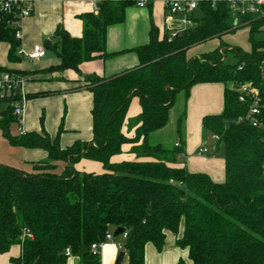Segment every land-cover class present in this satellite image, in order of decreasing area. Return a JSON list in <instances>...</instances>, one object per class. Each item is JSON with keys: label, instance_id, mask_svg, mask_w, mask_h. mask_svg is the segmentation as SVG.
Instances as JSON below:
<instances>
[{"label": "trees", "instance_id": "1", "mask_svg": "<svg viewBox=\"0 0 264 264\" xmlns=\"http://www.w3.org/2000/svg\"><path fill=\"white\" fill-rule=\"evenodd\" d=\"M137 1H102L96 15H82L79 37L56 28L54 39L43 46L58 63L33 73H78L83 62L117 54L105 50L106 29L122 22L126 8ZM247 27L248 49L227 46L224 52L234 58L229 63L219 54L220 46L187 54L191 46L237 29L223 4L201 6L195 25L171 40L166 31L159 34L151 25L148 42L133 50L137 66L81 78L82 88L92 96L90 141L61 147V124L51 138L42 119L40 131L12 135L14 117L7 104L0 111L1 135L11 146L40 148L46 157L31 162L29 172L0 164V253L18 245L20 254L10 258L12 264H64L69 250L80 264H99L100 258L89 252L90 244L102 241L108 230L123 227L121 250L127 264H145L146 244L161 251L167 232L187 251L177 264H264V40L255 38L262 32L259 22ZM15 31L6 21L0 23L8 64L22 61ZM0 71L32 72L9 66H0ZM206 82L224 85L222 110L201 120L203 129L217 136L215 149L223 154L224 180L219 183L178 165L177 157L185 155L184 104L176 122L178 144L165 148L149 142L150 134L167 124L177 94L182 93L185 102L192 85ZM246 82L258 89V127L244 118L250 101L238 100L236 88ZM133 96L140 112L128 122L133 128L129 136L122 126ZM124 145H130L128 153L134 158L112 162ZM82 158L100 162L103 172L75 170L73 165ZM59 163L64 164L62 170H57Z\"/></svg>", "mask_w": 264, "mask_h": 264}, {"label": "crops", "instance_id": "2", "mask_svg": "<svg viewBox=\"0 0 264 264\" xmlns=\"http://www.w3.org/2000/svg\"><path fill=\"white\" fill-rule=\"evenodd\" d=\"M92 12V0H33L30 16L21 24V46L30 51L33 44L44 45L46 41L54 39V31L60 27L71 36L79 37L82 34L84 20L82 15ZM164 0H146L145 5L129 6L125 10L124 20L107 27L105 34V50L108 53H117L109 58L97 57L91 61L83 62L78 73L67 70L65 72H52L48 75H36L26 79L25 91L28 96L25 114L20 128L23 133L40 131L42 127L53 138L61 124L62 131L58 136L59 145L66 147L75 141H90L91 133V93L82 88L81 78L86 74L110 76L138 65V58L134 48L145 44L149 39L151 25L161 34L168 33L164 25ZM0 43V66L15 67L18 69H43L58 63L53 56L47 58L48 50L41 59L22 60V64H8L6 61L7 45ZM4 46V47H3ZM1 49L2 54H1ZM51 52V51H50ZM80 80V81H79ZM224 85L219 82L196 83L190 87L189 95L184 102L185 120L183 126L184 153L178 158L179 166H185L189 172L206 173L213 182L224 180V158L222 151H216V140L202 127L201 120L208 114H216L223 107ZM34 94H42L31 96ZM2 109L0 108V111ZM140 112L138 98L130 99L126 110L122 132L131 136L133 128L128 126L129 120L135 118ZM12 135H20L18 125L14 121L9 126ZM210 136V137H209ZM209 138V139H207ZM211 139V140H210ZM206 141H211L208 146ZM174 140L173 146L178 144ZM160 143V142H157ZM206 147L207 152L200 154L198 150ZM130 145L122 147V153L112 156V162L133 159L128 153ZM46 157L40 148H23L11 146L0 132V164L31 171V162L43 160ZM77 171L101 173L102 164L95 160L80 159L73 165ZM64 168L59 163L57 170ZM175 236L167 232L165 244L161 251L148 243L144 249L145 264H177L179 258L185 259L186 249L175 245ZM124 239L119 236L111 242H106L101 248L99 264H114L118 253V243ZM20 254L18 245H12L5 253H0V264H12L10 258ZM64 264H80L79 257L69 255ZM120 264H127L124 253Z\"/></svg>", "mask_w": 264, "mask_h": 264}, {"label": "built area", "instance_id": "3", "mask_svg": "<svg viewBox=\"0 0 264 264\" xmlns=\"http://www.w3.org/2000/svg\"><path fill=\"white\" fill-rule=\"evenodd\" d=\"M104 0H92V13H98V6ZM117 1V0H113ZM146 0L136 2L137 6H144ZM33 0H0V23L6 21L9 26L15 27V36L21 41V24L30 16L32 11ZM209 5L215 8L218 4H223L227 7L229 18L233 28L247 27L255 22L260 23V28L264 33V0H164L165 15L163 18L164 25L168 29L167 39L171 40L179 32L195 25L198 18L201 16V6ZM196 12L199 14L197 15ZM227 49H230L228 47ZM219 54L222 59L226 60L224 49L219 48ZM46 49L42 44L35 43L30 51H25L20 46L17 50V55L22 60H37L44 57ZM264 64V48L262 52V61ZM26 78L16 72L0 71V101L7 102L12 109L14 123L18 125V131L23 134L20 125L23 122L27 95L25 91ZM238 100L241 102L250 101L248 110L244 116L252 126H260L258 119L259 114V93L258 89L249 82L241 84L236 88ZM240 117L238 120H242ZM212 138L217 140L216 135ZM207 152L206 147H201L198 153ZM264 170V166H263ZM113 229L108 230L104 239L100 242L90 244L89 252L92 256L100 258L101 248L106 242L113 241ZM123 239L126 238V232L119 234ZM118 249L123 248V243L117 244ZM67 256L70 255L69 250L65 251Z\"/></svg>", "mask_w": 264, "mask_h": 264}, {"label": "rangeland", "instance_id": "4", "mask_svg": "<svg viewBox=\"0 0 264 264\" xmlns=\"http://www.w3.org/2000/svg\"><path fill=\"white\" fill-rule=\"evenodd\" d=\"M196 14L198 15L199 13L196 12ZM247 30H248V27H239L235 29L233 32H227V33L222 34L220 37H213V38L207 39L203 42H200L196 45L191 46L187 50V54L190 56H196L204 52H210L219 46L223 49H225L227 46H232V47H239L242 50H247L248 49ZM255 38L258 40H264V33L263 32L257 33ZM2 45L4 44L2 43ZM2 50L3 49H1V54H2ZM225 52H226L225 53L226 62H229V63L233 62L234 58L232 56V53L228 51H225ZM50 56L52 57L53 53L49 51L47 54V58ZM0 58L2 61H4V58L2 55ZM19 64H22V61H20ZM20 70H23L26 72L32 71L29 74L23 75L26 79H30L31 77L33 78L36 75H48L52 73V72L51 73H48V72H42V73L34 72L33 73V71L40 70V69H32V70L20 69ZM183 104H184L183 94L179 93L177 94L175 98L174 105L169 110L167 124L162 129L150 134V137H149L150 143L155 144L157 142H160V144L165 148H170L173 146L174 140L178 139V135L176 133V122H177L178 116L181 113V110L183 109ZM6 105H7V102H3V101L0 102L1 109L5 108ZM206 144L209 146L211 144V141H206L205 145ZM119 236L121 235H117L116 237H119Z\"/></svg>", "mask_w": 264, "mask_h": 264}, {"label": "water", "instance_id": "5", "mask_svg": "<svg viewBox=\"0 0 264 264\" xmlns=\"http://www.w3.org/2000/svg\"><path fill=\"white\" fill-rule=\"evenodd\" d=\"M124 232V228L123 227H116L113 230V237H116L117 235L121 234ZM124 252L120 251L116 257V260L114 262V264H120L122 258H123Z\"/></svg>", "mask_w": 264, "mask_h": 264}]
</instances>
